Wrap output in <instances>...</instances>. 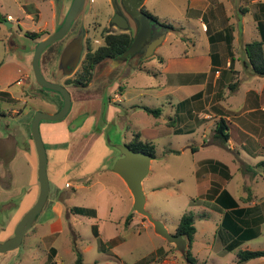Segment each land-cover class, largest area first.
Listing matches in <instances>:
<instances>
[{"label": "crops", "instance_id": "obj_1", "mask_svg": "<svg viewBox=\"0 0 264 264\" xmlns=\"http://www.w3.org/2000/svg\"><path fill=\"white\" fill-rule=\"evenodd\" d=\"M70 2L71 0H24L17 3L21 11V19L18 21L24 24L25 19H29L33 24L36 23V29L30 31L47 32L43 37L33 39L36 40L34 46L59 27ZM239 2L206 0V3L200 7L191 8V13L201 20L203 30L207 32L206 52L190 54L186 52L172 57L159 55L157 68L147 67L142 63V60L147 62L151 59L154 52L145 59L142 58V54L131 56L117 65H113L110 58H106L96 65L88 85L66 86L71 97L68 113L60 120H42L39 123L47 158L46 175L49 189L41 211L28 230L31 235L37 237L38 241L35 243L43 244V248H40V245L32 248L31 255L34 259L38 255L34 250L38 248L42 249L41 264H48L50 255L55 264H75L74 244L81 252L82 264H114V259L117 261L116 264H126L118 253L112 251V246L124 241L126 236L120 237L119 233L135 217V210L130 190L124 180L112 169L114 161L120 156L114 145L126 144L134 132L143 128L155 129V137L152 140L154 142L160 124L155 119L151 127H144L142 122L151 124L148 116H154L138 106L147 105L155 108L160 102L169 101L170 113L173 116L169 117L165 125L174 134L192 131L195 124L203 123L200 114H205L208 117L205 119L213 118L211 143L221 146L226 144L229 150H234L238 154H240L238 148L251 156L263 153L259 148L264 150V76L258 77L259 75L252 72L247 63L244 45L252 39H260L257 23L259 20L264 21V5H260V0L242 2L250 4V8H245L243 11L251 13L254 18L255 35L247 40L246 24L242 21L240 24L236 23V20L240 21V16H237L241 7ZM145 3L146 0H142V5L145 6ZM42 5H45V11ZM81 19L76 32L73 35L66 34V42L77 34L82 24ZM163 26L166 29L165 32L163 31L162 42L168 31L175 29L173 26L172 29L167 28L165 24ZM114 27L118 28L116 25ZM27 28L25 31H29ZM118 29L129 31L132 35L131 29ZM33 51L34 47L30 54L24 52L17 55L19 62L13 65V68L7 67V61L0 63V105H8L3 108L0 106V211L8 210L5 226L0 231L1 241L13 235L16 223L34 204L39 192L37 155L30 134L31 119L28 116L29 111L26 110L28 101L31 99L46 101L48 106L43 111L48 113H55L61 107L60 98L54 96L56 94L48 99L45 93L29 82L28 66L32 69ZM139 51L143 53V50L139 49ZM8 56L10 59L16 57L13 53ZM231 70L237 73L233 74ZM50 72L51 76L44 77L60 83V75L54 77L56 70ZM101 79L104 85H101L100 90L95 89L92 92L91 87ZM242 80L256 82L257 87L247 89L241 103L235 104L238 106L234 107L233 103H226V99L235 94L234 90L232 93H225L224 89L231 81L241 83ZM216 84L220 85L222 89L220 92L214 89ZM213 93L217 94L215 98L211 97ZM230 108L237 110L231 111ZM103 109L105 113L102 118ZM203 109L209 111H202ZM221 116L234 126L232 135L225 143H221L213 136L215 123ZM109 130L115 131L114 135L120 138L119 143L111 140L112 132ZM190 147L192 152L198 150L195 145ZM170 150L172 149H167L171 152ZM206 159L222 162L230 171L225 162L211 157L202 161ZM202 171L204 177L201 182L206 191L211 186H218L219 191L226 189L224 182H228L229 179L224 181L217 173L206 169ZM91 186L96 187L93 195L89 197L91 203L87 205L75 203L74 199L80 189ZM227 191L233 196L229 190ZM239 201L245 203L240 204ZM237 202L240 204L239 207L246 208L244 213L246 222L240 220L238 222L242 223L243 227L257 230L258 233L231 250H236V253L249 240L260 235L264 224V216L259 218L262 209L259 208L252 194L238 199ZM75 208L78 212L73 210ZM220 210V216L222 214L223 217L225 210L221 207ZM250 212L255 213L251 219L248 217ZM129 214L131 217L126 223L125 219ZM73 216L95 219L89 225L94 239L99 238V220L103 221L108 231L116 232L109 238L108 243L99 244L97 249L99 255L92 261H86L84 255L93 247L94 242H91L92 239L86 234H81L78 229H71V236L65 235L64 239L57 241L58 237H63L66 228L77 226V222L70 221ZM222 217L218 219L215 234L224 248L231 242L232 235L221 227ZM154 253L160 264H177L176 256L168 257L170 254L162 246L156 247ZM192 253L194 254L193 250ZM65 257L66 262H64ZM249 261L264 264V257ZM148 263L150 260L141 263L137 261L133 264Z\"/></svg>", "mask_w": 264, "mask_h": 264}, {"label": "rangeland", "instance_id": "obj_2", "mask_svg": "<svg viewBox=\"0 0 264 264\" xmlns=\"http://www.w3.org/2000/svg\"><path fill=\"white\" fill-rule=\"evenodd\" d=\"M22 1L24 2V0H0V63L7 61L8 68H13V65L15 66L19 62L17 55L23 54L24 52L30 54L36 43V40L25 35L26 27H28L27 29L29 31L35 30L36 23L33 24L29 19H25L24 24L18 21V19H21V11L17 3ZM243 1L246 0H237V2H239L238 4H240L239 6H241L237 14V16H240V21L236 20V16L233 18H235L238 24H240L241 21L246 24L247 30L245 36L248 40L255 35V29L253 28L254 18L251 13L243 11L245 8H250V4L247 2L242 3ZM260 1L261 4L264 5V0ZM203 3L205 4L206 0H146L145 6L153 15L157 16L159 21L158 24L171 25L175 27V29L168 31L164 41L156 47L151 59L147 60V62L142 60L145 66L157 68L159 55L172 57L186 52L189 54L194 52H206L208 47L207 32L203 30L201 20L191 13V8L200 7ZM42 8L45 11V5H42ZM8 16L10 18H8ZM111 17L112 10L109 0H89L86 11L81 19L82 25L84 29H86L83 50L80 62L74 72L80 66L88 41L91 47L95 48L102 43L103 30L113 32L119 31L118 28L110 24ZM79 19L80 18L72 24V27L68 31V35H73L76 32L80 22ZM66 38L67 35L55 41L43 51L40 58V65L41 71L46 78L49 77V75L51 76L52 71L49 73L50 70H56L57 73V58L63 44L66 42ZM11 53L16 56L15 59L9 58L8 54ZM28 69L29 82L32 83L33 87L38 88L39 85L35 81L32 69H30L29 66ZM73 73L70 75L58 74L60 75V83L63 84L64 79L67 76L73 75ZM96 82L97 83L91 87L92 92L95 91V89L100 90L101 85H104L102 79ZM256 87V82L242 80L234 90L235 94L226 99V103H233L234 107H237L238 105L235 104L241 103L245 91L249 88ZM43 89L47 93L51 91L46 88ZM214 89L216 92L222 90L219 84H216ZM224 92L232 93L227 87L224 89ZM213 96L215 98L217 94L213 93L211 97ZM45 102H40L36 99L28 101L26 110L29 111L28 116L31 120L36 111L47 109L48 104ZM0 106L3 108L8 105ZM157 107L161 108L160 117L154 118L148 116L151 124L142 122L144 127H151L155 119V121L160 123L158 127V136L153 142L155 145L156 157L152 158L149 171L142 180V188L145 196V210L152 218L162 222L169 233H175L174 231L178 219L183 213H193L196 231L193 237L192 250L199 261H208L211 264H255L253 261L249 260L237 263L235 259L236 250L231 251L224 249L225 247L222 248L218 236L215 234L218 219L222 217V214L220 216V206L212 199L199 196L197 192L199 182L202 181L204 177L202 171L203 167L201 166L202 160L209 157L219 159L228 165L230 169L229 174L231 173L228 182H224L226 189L229 190L237 200L252 194L255 202L258 204L259 208L262 209L259 213V218H263L264 150L259 148L263 153L251 156L239 148L238 151L240 154L237 152L235 153L234 150H229L226 144L221 146L220 144L211 143L212 127L214 126L213 118L205 119L208 118L205 114H200L203 123L195 124L192 131L174 134L170 131V128H167L165 125L169 117L173 116V114L170 113L169 101L160 102ZM226 108L228 107L226 106ZM230 110L237 109L230 108ZM202 111L207 112L209 110L203 109ZM176 125L177 123H175V126ZM109 131L112 132L110 137L111 140L114 143H119L120 138L114 135L115 131ZM190 145L197 146L198 150L192 152ZM167 149L176 150L177 152H172L171 150V152H169ZM255 149L259 150L258 148ZM261 161L263 163H261ZM102 179H104V177H102ZM95 189L96 187L94 186L88 188L83 187L77 193L74 202L82 205L91 203L89 197L93 195ZM130 200L131 199H129V201ZM239 202L240 204L245 203ZM254 214V212L252 214L250 212L248 217L251 219V217H254ZM7 217L8 210L0 211V231L4 228ZM70 221L73 223L77 222V226L74 225L72 228H66L63 237H58L57 241L64 239L65 235L71 236V229H78L81 234L89 236V238L92 239L91 242L94 243L93 247L84 255L85 260L88 262L94 260L96 256L99 255L97 252L99 244L104 245L108 243L109 238L116 233L113 230L108 231L103 221L99 220V238L94 239L89 225L94 222L95 219L73 216ZM241 221L246 222V216H244ZM125 226L126 228L119 233L120 237L126 236L124 237V241L112 246V251L118 253L126 264H133L137 261L140 263L142 261L147 262L148 260H150L148 264H160V262L156 260V255L154 253V249L158 246H162L168 251L170 254L168 257L172 258L176 256L177 264H186L181 252L178 249H174L173 243L157 234L153 224L145 216L135 211V217ZM37 241V237L31 235L30 231H28L15 250L0 253V264H41L42 249L37 248L34 250L36 254H38L35 257L36 259L31 255L33 251L32 248L36 247V245H40V248H43V244L35 243ZM244 247L251 250L264 248V224L260 235L249 240L240 248L243 249ZM66 261L67 258L64 262ZM116 262V259H114L113 263L116 264ZM256 264H258V262Z\"/></svg>", "mask_w": 264, "mask_h": 264}, {"label": "water", "instance_id": "obj_3", "mask_svg": "<svg viewBox=\"0 0 264 264\" xmlns=\"http://www.w3.org/2000/svg\"><path fill=\"white\" fill-rule=\"evenodd\" d=\"M88 2L89 0H71L59 27L43 39L39 40L34 47L31 66L35 81L40 87L49 89L51 90L50 92L58 93L62 99V105L55 113L38 110L33 115L30 123V134L37 155V180L39 184V192L34 204L24 212L16 223L13 235L4 241H0V253L13 250L20 245L24 234L34 224L36 217L41 211L47 198L49 189L46 175L47 158L45 147L40 136L39 123L42 120L57 121L64 118L71 106V97L66 86L44 77L40 68L41 54L46 47L64 37L70 30L74 21L78 18H82L88 6ZM110 23L115 24L122 30H132L133 41L129 48L122 54L123 56H127L128 54L141 49L143 50L142 58H147L153 54L155 48L164 38L165 30L156 38L150 39L152 35V27L155 26L156 23L150 21V19L142 13L139 15L130 14L126 17L116 13L111 18ZM84 35L85 29L83 25L80 24L77 34L66 42L60 52L57 63V73L54 74L55 78L58 74L70 75L74 72L81 59ZM110 60L113 65H117V63L125 61L126 59L110 58ZM114 148L118 150L120 156L114 161L112 169L124 180L130 190L133 197L134 210L142 216H145L153 224L154 230L157 234L173 243L175 247L184 254L187 247L186 239L179 234L169 233L162 222L152 218L144 208L145 196L142 188V180L149 171L150 160L152 159L151 156L142 152L132 151L124 143L115 144Z\"/></svg>", "mask_w": 264, "mask_h": 264}, {"label": "trees", "instance_id": "obj_4", "mask_svg": "<svg viewBox=\"0 0 264 264\" xmlns=\"http://www.w3.org/2000/svg\"><path fill=\"white\" fill-rule=\"evenodd\" d=\"M140 11L143 15L147 16L150 21H154L156 24L159 23L157 16L153 15L144 5H142V0H139L138 4ZM261 6L263 4L260 3ZM162 25V24H160ZM167 28L172 29L171 25H166ZM257 28L260 33V39H252L244 45V51L247 59V63L250 65L251 70L254 74L259 76H264V21L259 20L257 23ZM47 32L40 31H25V35L31 39H38L42 37ZM102 43L97 47L92 48L90 42L88 41L86 45V50L84 57L81 60L79 68L71 76H67L63 85L65 86H76L84 87L88 85L94 75V69L96 65L106 58H119L127 59L132 56L133 53L123 56L122 54L129 48L133 41V36L129 31H107L103 30L102 32ZM229 43V40L227 41ZM149 71V70H147ZM151 72V71H150ZM233 74L237 73L235 70H231ZM238 81H231L227 84V88L230 91L236 89ZM40 91H44L43 88L39 87ZM45 92V91H44ZM43 92V93H44ZM53 94L60 98V106L62 105V99L58 93L45 92V96L48 99H51ZM52 95V96H51ZM143 109L146 113L158 117L161 114V108L159 107H149L147 105L138 106ZM105 109L102 111V118L104 117ZM234 126L228 122L225 117H219L215 123L213 129V136L215 139H218L221 143L227 142V140L232 135ZM155 129L153 128H143L137 132H134L132 138L126 143V145L136 152H142L155 158V145L153 139L155 137ZM193 150H195L193 148ZM172 152H177L176 150H171ZM203 169H207L213 173L219 174L223 179H228L230 177L229 170L225 164L219 161H214L211 159H206L201 162ZM218 186H211L206 191V188L203 182H199L198 186V195L201 197H206L215 201L221 208L225 211L223 213L222 221L220 223L221 227L229 231L232 235V240L225 245L226 250L235 249L243 241L254 237L258 232L249 227H243L242 223L240 224L238 220H242L245 216L244 213L246 208L239 207L235 198L226 190L221 189L220 191L217 188ZM78 212V209H73ZM131 214H129L125 222L129 220ZM196 228L194 226V214L191 212L183 213L177 222V226L174 234H179L186 239L187 247L185 253L183 254L184 260L187 264H211L206 261H199L197 257L192 253V241ZM73 250L76 253L75 264H82L81 252L73 244ZM53 252V250H52ZM264 257V248L262 249H247L243 248L237 251L236 253V262L242 263L250 259ZM48 264H55L52 259V256L48 258Z\"/></svg>", "mask_w": 264, "mask_h": 264}, {"label": "flooded vegetation", "instance_id": "obj_5", "mask_svg": "<svg viewBox=\"0 0 264 264\" xmlns=\"http://www.w3.org/2000/svg\"><path fill=\"white\" fill-rule=\"evenodd\" d=\"M139 0H109V4L112 10V17L117 13L121 16H128L130 14L139 15L141 13L139 5H137ZM111 17V18H112ZM75 22V21H74ZM74 22L72 24H74ZM80 23V22H79ZM114 25L115 24H111ZM166 29L163 25L156 24L152 27V35L150 39H154L159 36ZM86 31V29H85ZM68 33V32H67ZM66 33V34H67ZM141 54L140 51L135 52L132 56H138ZM131 57V56H130Z\"/></svg>", "mask_w": 264, "mask_h": 264}, {"label": "built area", "instance_id": "obj_6", "mask_svg": "<svg viewBox=\"0 0 264 264\" xmlns=\"http://www.w3.org/2000/svg\"><path fill=\"white\" fill-rule=\"evenodd\" d=\"M10 18V17H9Z\"/></svg>", "mask_w": 264, "mask_h": 264}]
</instances>
